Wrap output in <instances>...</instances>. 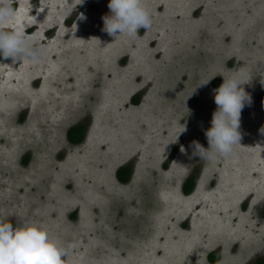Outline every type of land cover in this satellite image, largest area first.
I'll return each mask as SVG.
<instances>
[{
  "label": "rangeland",
  "instance_id": "1",
  "mask_svg": "<svg viewBox=\"0 0 264 264\" xmlns=\"http://www.w3.org/2000/svg\"><path fill=\"white\" fill-rule=\"evenodd\" d=\"M109 3L13 5L4 30L42 53L0 57V220L47 229L65 264H264V0H142L139 39L103 30ZM233 78L252 98L241 146L189 160Z\"/></svg>",
  "mask_w": 264,
  "mask_h": 264
},
{
  "label": "clouds",
  "instance_id": "2",
  "mask_svg": "<svg viewBox=\"0 0 264 264\" xmlns=\"http://www.w3.org/2000/svg\"><path fill=\"white\" fill-rule=\"evenodd\" d=\"M17 3L18 0H0V57L11 59L13 64L25 59L38 62L42 49L30 42V36L19 27L12 31L4 30L3 26L17 16V8L13 7ZM108 8L111 15L104 18L103 30L110 37L139 39L140 29L147 32L152 28V15L142 0H110ZM84 18L83 14L79 17L81 20ZM32 19L37 21L36 17ZM247 83L240 78L224 79L222 85L214 90L217 110L213 113L211 128L204 132L209 147L205 149L193 141L189 160L199 157L200 161L207 162L212 158L211 153L227 158L235 146H241V113L252 103L251 96L243 87ZM182 127L183 132L186 131V125ZM260 133L264 135V128ZM180 151L187 155L183 146ZM172 164L178 165L175 161ZM66 256L67 250L50 236L47 229L35 225L14 228L12 223L0 220V264H65Z\"/></svg>",
  "mask_w": 264,
  "mask_h": 264
},
{
  "label": "trees",
  "instance_id": "3",
  "mask_svg": "<svg viewBox=\"0 0 264 264\" xmlns=\"http://www.w3.org/2000/svg\"><path fill=\"white\" fill-rule=\"evenodd\" d=\"M134 101L138 102V98H135ZM84 137H85V127L82 125L75 126L68 131V139L71 143H75V144L80 143L83 141ZM130 174H131L130 168L126 167V168H123L119 171L118 177H119L120 181L126 182V181H128ZM193 187H194V182L191 179L187 182V184L185 186V191L187 193H190L192 191ZM210 259L212 262L217 261V255L212 254Z\"/></svg>",
  "mask_w": 264,
  "mask_h": 264
}]
</instances>
